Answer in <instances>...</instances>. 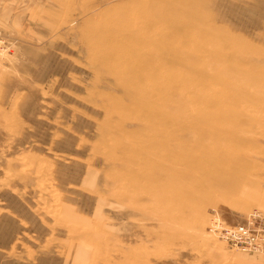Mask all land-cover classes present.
<instances>
[{"label": "rangeland", "instance_id": "obj_1", "mask_svg": "<svg viewBox=\"0 0 264 264\" xmlns=\"http://www.w3.org/2000/svg\"><path fill=\"white\" fill-rule=\"evenodd\" d=\"M0 264H264V0H0ZM254 213V214H253Z\"/></svg>", "mask_w": 264, "mask_h": 264}, {"label": "built area", "instance_id": "obj_2", "mask_svg": "<svg viewBox=\"0 0 264 264\" xmlns=\"http://www.w3.org/2000/svg\"><path fill=\"white\" fill-rule=\"evenodd\" d=\"M255 217L256 215H251L244 224L227 227L215 221L210 231L230 248L243 252H264V234L253 228Z\"/></svg>", "mask_w": 264, "mask_h": 264}]
</instances>
